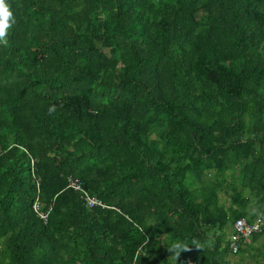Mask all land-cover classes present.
Segmentation results:
<instances>
[{
  "label": "trees",
  "instance_id": "16d2710c",
  "mask_svg": "<svg viewBox=\"0 0 264 264\" xmlns=\"http://www.w3.org/2000/svg\"><path fill=\"white\" fill-rule=\"evenodd\" d=\"M5 2L0 264L264 260V0Z\"/></svg>",
  "mask_w": 264,
  "mask_h": 264
},
{
  "label": "built area",
  "instance_id": "2783aa9c",
  "mask_svg": "<svg viewBox=\"0 0 264 264\" xmlns=\"http://www.w3.org/2000/svg\"><path fill=\"white\" fill-rule=\"evenodd\" d=\"M68 181V187L72 188L74 190L79 189V185L77 184L78 182L73 179L71 180L70 178L67 179ZM85 202V207L87 209L92 208L94 205L100 204L98 201L95 199H90L85 197L84 198ZM37 210V205L34 204V207ZM40 218L44 219V216H40ZM259 232V229L255 224H248L244 219L240 218L234 221L233 223V234L230 238V243H229V248L231 250V253H235L238 247V244L242 241H246L252 234ZM239 242V243H238Z\"/></svg>",
  "mask_w": 264,
  "mask_h": 264
},
{
  "label": "clouds",
  "instance_id": "9594fccd",
  "mask_svg": "<svg viewBox=\"0 0 264 264\" xmlns=\"http://www.w3.org/2000/svg\"><path fill=\"white\" fill-rule=\"evenodd\" d=\"M13 23H15V20L13 18L12 12L9 10L8 5L6 4L5 0H0V44H3L4 46L8 45L6 36H7L8 29L12 26ZM55 111H56V108L53 105L49 109V115H51ZM36 185H37V182H36ZM233 223L231 226V233L229 235V243H230V238L233 234ZM244 242L245 241H243V243ZM169 251L175 252L176 256L178 257L181 251H190V249H188L187 247H182L179 244H174L172 248L169 249Z\"/></svg>",
  "mask_w": 264,
  "mask_h": 264
},
{
  "label": "rangeland",
  "instance_id": "374dc122",
  "mask_svg": "<svg viewBox=\"0 0 264 264\" xmlns=\"http://www.w3.org/2000/svg\"><path fill=\"white\" fill-rule=\"evenodd\" d=\"M248 207H247V211H249V209L251 208L250 206ZM225 230H226V239H228L231 233V227H227ZM228 260L232 261L233 264L235 263L237 264H264V260L262 259V257L255 254L254 252L243 254L241 259L239 257H233V255H229Z\"/></svg>",
  "mask_w": 264,
  "mask_h": 264
}]
</instances>
